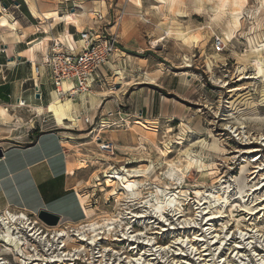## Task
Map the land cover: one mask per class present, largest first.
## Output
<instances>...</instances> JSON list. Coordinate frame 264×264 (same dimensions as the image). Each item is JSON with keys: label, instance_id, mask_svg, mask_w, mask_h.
<instances>
[{"label": "rangeland", "instance_id": "374dc122", "mask_svg": "<svg viewBox=\"0 0 264 264\" xmlns=\"http://www.w3.org/2000/svg\"><path fill=\"white\" fill-rule=\"evenodd\" d=\"M25 1L30 6L34 7V2L41 10H49L43 11L41 16L52 14L56 17L58 11L68 16L79 15V32L96 28L91 20L93 12L103 16V29L110 28L114 19H118V31L123 25V34L117 32L118 41L124 43L126 49L122 51L126 52V56H131V63L125 65L122 62L121 67L126 69V74H131V87L141 86L150 91L147 87L152 85L168 103L174 105L171 109L173 118L145 121L144 113L141 116L134 110L131 119L125 117L123 120L121 114H130V105L124 102L113 111L117 120L111 118L114 117L112 113L99 112L92 120L88 117L91 125L82 121L78 123L80 119L77 116L75 122H66V125H71L70 137L73 139L68 151L83 167L75 186L79 195L85 196L84 206L92 211L91 220L101 224L105 219L123 217L121 223L109 225L115 228V232L111 236L103 235L105 240L98 241L95 247H88L86 251L85 243L80 244L83 246L80 249H84L80 254L89 261L81 259L74 264H92L89 263L91 261L126 264L125 257H134L136 251L141 254L143 246L140 243L115 242L122 232L130 230L129 226L131 230L128 232L132 235H143L140 240L146 234L154 239L157 245L154 250L158 246H170L168 250L159 252L163 258L157 259L167 260L162 264H171L173 260L177 264L181 259L191 260L185 249V253L182 251L184 255H174L178 252L177 245L172 244L178 236H183L176 233L190 229L191 232L199 231L204 238L194 244L198 252L203 250L198 246L200 243L207 248L211 246L213 235L217 234L223 240L220 253L212 249L208 251L214 259L213 264H221L217 258L219 255L226 259L225 264H264V201L261 202L264 199V0ZM7 19L8 26L15 22L12 16ZM119 72L116 78L120 77ZM112 83L106 84L103 91H114ZM72 102L76 105L82 103L79 98ZM53 119L58 127H63ZM83 125L87 126L86 129ZM99 144L109 149H102ZM254 149L256 151L247 153ZM174 164L181 170L179 180L176 176L172 179ZM257 166L261 176L251 174L259 170L255 169ZM122 167L140 171L138 177L131 178L139 188L132 193L128 209H124L126 199L119 196V186L110 178L114 171L122 172ZM255 188L258 190L253 191ZM159 191L176 192L188 201L182 202L185 216L178 221H175L176 217L169 218L172 224L164 226L174 230L153 234L159 232L161 224H157L158 220L149 205L161 200L163 196L158 194ZM217 196L227 197L231 205L225 207ZM197 200L207 202L204 207H209L210 213L222 210L223 217L213 222V235L202 226L206 217L202 219L204 211L200 213L195 209L200 207L196 206ZM243 207L256 213L251 216ZM129 210L131 216L132 213H147V220H130V215H127ZM6 212L20 213L16 209H6L0 216H6ZM183 218L194 219L195 226L204 227L203 230H194L192 223V228L182 229ZM148 219L151 223L147 222ZM55 227L56 230L68 227L71 229L67 232L69 235L82 231L77 230L80 225L60 223ZM239 231H243L245 236L242 237ZM2 232L9 234L10 231L0 227V235ZM42 232L52 236L49 230L43 229ZM186 235L192 238L191 234ZM248 236L251 238L246 239ZM2 239L4 236L0 237V257L7 264H44L33 259L58 260L61 257L60 264L72 263L64 262L71 256V246L74 245L65 238V254L58 252L57 246L52 254L51 250L46 252L47 246L33 240L23 246L18 242V249L11 253L9 243H3ZM131 244L137 246V250L130 251ZM236 245L241 248L237 249L240 253L234 258V253H230ZM257 254H261L263 262L259 261ZM101 255L105 256L103 260L99 258ZM200 255H196L190 263L198 264L196 258Z\"/></svg>", "mask_w": 264, "mask_h": 264}, {"label": "crops", "instance_id": "0c3cea01", "mask_svg": "<svg viewBox=\"0 0 264 264\" xmlns=\"http://www.w3.org/2000/svg\"><path fill=\"white\" fill-rule=\"evenodd\" d=\"M33 5L36 10L25 0H0V109L5 110V114H0V214L6 209L28 215L44 211L56 215L59 223L76 225L87 217L83 197L75 186L83 167L68 151L72 128L58 127L45 110L55 94L46 71L41 70L38 76L33 71L51 41L64 42L67 35L75 41L80 32L88 29L78 31L77 14L68 16L58 11L57 18L52 19L48 18L50 14L40 15L48 9L41 10L34 2ZM9 16L15 20L11 26L7 25ZM118 32L123 34V25ZM124 49L120 40L110 62L95 75L100 85L79 97L82 103L75 104L78 112L71 114L73 118L87 116L92 120L100 112L112 113L111 118L117 120L113 111L124 102L130 105V114H121L123 120L131 119L134 110L141 116L144 113L145 121L174 117L173 103H168L152 85L147 87L150 91L131 87V74L121 67L122 62L131 63V56H126ZM111 81L115 90L103 91ZM103 92L107 95L103 96ZM19 101L24 105L18 106Z\"/></svg>", "mask_w": 264, "mask_h": 264}, {"label": "bare ground", "instance_id": "6f19581e", "mask_svg": "<svg viewBox=\"0 0 264 264\" xmlns=\"http://www.w3.org/2000/svg\"><path fill=\"white\" fill-rule=\"evenodd\" d=\"M78 8H81V7H78ZM53 17L54 16L52 14H50L48 16V18H52V19L57 18V17H54V18ZM10 26H11V24H10ZM56 42L58 44L63 43V44L70 45V46H72L73 43H74V45H76L75 41L73 39H71L70 35L66 36V39L64 42H62L61 40H58V39L56 40ZM88 94H86V95H88ZM102 95L106 96L107 93H103ZM82 96H85V95H82ZM72 101L73 100H71L70 98H67V97L61 98V97L57 96L56 94H54L52 100L46 105L45 110L47 111V113L49 112L56 119V121L59 125L66 127V128H69L71 125H66V122H68V123L75 122L74 118L71 117V114L76 113V111H77V106ZM39 108H41V107H39ZM43 112H45V111H43ZM0 114L1 115L5 114V110L0 109ZM98 146L102 149H109L108 147H106L104 145L99 144ZM254 151H256V149L250 150L247 153H251ZM71 167L74 168L73 162H71ZM172 167H173V171H174V173H173L174 175L172 176V179L174 176H176L179 180L181 177L178 176V173L181 172V170H179L177 168L176 164L172 165ZM257 168L259 170L258 171L254 170L251 174H256V176H258L260 174L261 170H260L259 166H257L255 169H257ZM121 171L123 173L118 172V171H114L112 173V175L110 176V178L115 180V182H114L115 185L119 186L120 192H121L119 194V196L122 199H126V201L124 202L125 203L124 205L126 207L124 209H128L127 207L131 206V195H132V193H135L137 191V189L139 188L138 183H136L135 181H131V178L138 177V173H140V171H131V169L127 170L124 167L121 168ZM259 176H261V175H259ZM256 190H258V188H255L253 191H256ZM158 194H160V196H163L161 198V200L158 203H156L155 205H149L150 211L154 212V215H155L154 217H156V220H158V221H156V220L155 221L157 222V224H161L158 228L159 232H152L153 234H161V232H165V231L169 232L170 229L174 230L173 227L165 228L164 226L169 227V225L172 224V223H169V218L176 217L175 221H178L181 217L185 216V214L183 212L184 208L182 209V206H183L182 202L188 201V198L186 200H184L182 197H185V196L178 195V193H176V192L171 193V192L159 191ZM84 197H83V202L85 203ZM217 198H218V201H221L222 203H224L225 207H228L231 205V204H229V200L227 197L219 198V196H217ZM263 201H264V199L261 202H263ZM206 203L207 202H205V201H203L201 203L200 200H197L196 206L200 205V207H197L195 209L200 210V213H201V211H204V212H202L201 217H202V219L206 217L205 218L206 223L203 224L202 226H205V231L210 232L208 234L213 235V232L215 231V230L213 231V222L219 221V219L221 217H223L221 215L222 210L218 209L215 212L210 213L208 210L209 207H206L208 211L205 210L206 208L204 207V205ZM243 209L245 212L250 213L251 216L256 213V211L253 209H247L246 207H243ZM242 210H240V211H242ZM261 210L262 209L260 208L259 211H261ZM7 213H9V212L5 213L6 216H0V227H1V229L5 228V227L9 228L10 232H9V234L2 232L1 233L2 235H0V237L2 238L4 236V240L2 239L3 243H5V242L9 243L8 246L11 247L9 250L11 253L14 250L18 249V246H17L18 242L21 246H23L26 243H29L30 242L29 240H33L35 243L42 244L44 247L47 246V248L45 249L46 252L51 250V254H52V251H54L55 247L57 246L58 252L62 251L61 253L65 254L67 252H65L63 250H64V248L66 249V247H67V243L64 242L66 239V241L70 240L71 244L74 243V245H72V246L70 243L68 244L73 248L72 249L73 252L70 253L71 256H69V258L64 260V262H66V261L72 262L71 264H74V262H77V261L80 262L81 259H82V261L84 259L86 261H89L87 257L80 254L84 250V249H80V248H83V246H80V244L84 245L83 243H85V245L87 247L86 251H88V247H95L96 244L98 243V241H104L105 240V238L102 237L103 235L104 236H111V234L113 232H115V228L109 227V225H112L114 222L115 223H121L120 219L123 220L122 219L123 217H121L117 220H112V218L111 219H105V220L102 219L103 222L101 224H99L98 222L91 220L93 217L92 211L87 209V217H86L87 220L86 219L84 220L87 223L82 224V222H81V224L79 223V224L75 225V226L80 225V227H78L77 230H82V231H76L75 235H72V234L69 235L67 232L71 229H69L68 227L62 228L63 230H61V229L56 230V227L55 228L53 227V228L48 229L49 231L52 232V236L49 237V233L40 232V230L37 229V227L29 220V218L27 217L26 214H24V213H17V214H10L9 213V214H7ZM132 214L133 215L131 216V211H130V213H127V215H130V220L133 218L135 220L138 219V221L141 218H144L147 220V218H146L147 213H145V212L141 213L139 215L134 214V213H132ZM203 214H204V216H203ZM120 215H122V214H120ZM247 215H249V214H247ZM127 219L128 218H125L124 220H127ZM149 221H150V219H148L147 222L151 223V221L150 222ZM155 221H153V224H155ZM183 222H184V225H183L182 229H187V228L190 229L191 223L194 227L193 228L194 230H196V229H202L203 230V228H204V227L203 228H197V226H195L194 219H190V218L184 219L183 218ZM129 229L131 230L130 226H129ZM155 229H156V227H155ZM130 230H128V231H130ZM128 231L125 233L122 232V234L120 233L121 235L119 237L117 236L118 238L115 240V242H117V243H124V242L131 243V242H133L134 244L140 243V244H142L143 248H142L141 254H137L138 251H136V254L134 253L135 254L134 257L133 256L125 257V259H127L126 264H162V263L167 262V260H164V259L158 260L157 258H163L160 256L159 252L168 250L170 248V246L163 247V248L158 246L154 250V248L157 245L155 244L154 239L149 238V236L146 233H145L146 236L140 240V236H143L142 234L137 233V234L132 235V232L129 233ZM244 231H246L247 233L252 232L251 230H244ZM242 232L243 231H241V232L239 231V233L243 237V236H245V233L242 234ZM255 232H257V230ZM21 233H24V234L21 235ZM180 234H182L183 236H178L176 238L177 242L174 241L172 243V244L177 245L176 250L178 252L174 255H177V254L178 255H180V254L184 255L183 252L185 253L187 251V252H189V255L191 256V258H190L191 260L190 261H187V260L182 261V259H181L179 264H191L190 262H193L195 259V256L200 255V253H202V255H200L198 258H196V260H198V264H200L201 262H203L202 264H213L214 259L211 258V255L208 251H211V249H212L213 251H217L218 253H220V250L223 249L222 245L224 244V242L220 238V236L217 234L213 235L211 237L213 240L212 241L210 240V244H211V246L209 245L210 247L207 248V246L204 245V243H200L198 246L202 247L203 250L199 251V252H198V248L197 247L195 248V245H197V241L198 242L203 241L204 238L202 237V233L199 234V231H196V232L192 231L191 232V229H190L188 231H183V233H181V232L176 233V235H180ZM186 234H191L192 238L190 239L189 236H187ZM89 235H90V237H89ZM100 235H101V237H100ZM70 236L72 237V239L70 238ZM74 237H76V239ZM252 237H253V235H252ZM248 238H251V237L248 236L246 239H248ZM20 241H22V242H20ZM75 244H79V246L75 245ZM134 244H131V246H129L130 251H133L134 249L137 250V246H133ZM13 247L15 249H13ZM240 248H241V246H239V245L234 246V249H233V251H231L230 254L234 253V258H235L240 253V251L237 250ZM183 249H185L186 251H183ZM20 251H21V248H20ZM108 251H110V250H108ZM152 252H154V253H152ZM148 256H150L149 259H147ZM256 256L259 257V261L263 262V258L261 256V254H257ZM104 257L105 256L101 255L99 258H101L103 260ZM180 258H182V257H180ZM217 258H219V261L221 262V264H225L227 262L226 259L222 257V255H219ZM60 259H58V260L57 259L56 260H54V259L47 260L46 258H44V259L36 258V259H33V261L41 262V263L44 262V264H52V263L53 264L54 263L60 264V262L63 260V259H61V261H60ZM0 260H2V262L0 264L6 263V262H4L5 260H3V259H0ZM91 260L92 259H90V261ZM96 262L98 264V261H93V262L91 261L89 263L96 264ZM102 262L103 261L99 262V264ZM118 262H120V261H118ZM27 264H29V263H27ZM113 264H115V263L113 262ZM116 264H120V263H116ZM171 264H177V261L174 262V260H173L171 262Z\"/></svg>", "mask_w": 264, "mask_h": 264}, {"label": "built area", "instance_id": "2783aa9c", "mask_svg": "<svg viewBox=\"0 0 264 264\" xmlns=\"http://www.w3.org/2000/svg\"><path fill=\"white\" fill-rule=\"evenodd\" d=\"M91 20L96 28L80 32L75 40L76 45L73 43L70 46L51 41V44L44 49L40 63L34 67L33 72L37 76L41 70L46 71L54 93L61 98L67 97L74 101L82 95L91 93L94 85H100L95 75L101 67L110 62L118 49V19H114L113 25L108 29L102 28L104 18L100 13L93 12ZM113 28H115L114 32L111 31ZM23 105V101L18 102V106ZM78 118L84 124H92L87 116ZM30 217L32 218L29 220L40 232L43 229L53 228L42 223L36 215Z\"/></svg>", "mask_w": 264, "mask_h": 264}, {"label": "water", "instance_id": "95a60500", "mask_svg": "<svg viewBox=\"0 0 264 264\" xmlns=\"http://www.w3.org/2000/svg\"><path fill=\"white\" fill-rule=\"evenodd\" d=\"M17 2H14V5L17 6ZM4 8H7V5L3 3ZM0 157H2V152L0 150ZM37 218L47 225L48 227H55L59 224V218L56 215L50 214L48 212L40 211L37 215Z\"/></svg>", "mask_w": 264, "mask_h": 264}]
</instances>
